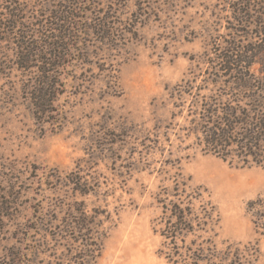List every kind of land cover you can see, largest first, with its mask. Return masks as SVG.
Segmentation results:
<instances>
[{
    "label": "rangeland",
    "instance_id": "rangeland-1",
    "mask_svg": "<svg viewBox=\"0 0 264 264\" xmlns=\"http://www.w3.org/2000/svg\"><path fill=\"white\" fill-rule=\"evenodd\" d=\"M68 4L0 0V264H76L90 243L99 256L85 264H171L156 223L161 189L174 184L215 209L207 233L179 247L205 241L213 264H264V236L246 213L264 198V169L202 155L165 91L203 73L230 40L228 0ZM64 8H75L71 25L54 21ZM55 37L58 95L41 114L30 93ZM28 49L38 56L26 63ZM251 70L264 78V67Z\"/></svg>",
    "mask_w": 264,
    "mask_h": 264
},
{
    "label": "trees",
    "instance_id": "trees-1",
    "mask_svg": "<svg viewBox=\"0 0 264 264\" xmlns=\"http://www.w3.org/2000/svg\"><path fill=\"white\" fill-rule=\"evenodd\" d=\"M59 1L69 5L70 0ZM228 7L234 29L230 30V40L225 45L217 44L218 55L212 64L203 73H190V79L182 80L170 91H165L172 104V118L183 119L186 126L182 131L192 139L202 155L215 157L238 169H264V78L251 70L255 65L264 67V0H228ZM74 10L64 8L57 13L54 21L64 26L71 25ZM12 19L18 25L17 16ZM16 25L14 23L10 28ZM98 28L105 31L103 24ZM241 29H244L242 35ZM244 34L248 39L246 43L241 41ZM63 37L65 34L61 39ZM51 42L52 45L42 50L43 55L49 57L44 59V66L49 69L44 71L30 93V99L41 114L49 113L43 107L52 104L58 95L50 83L49 75L55 70L50 59L65 56L57 39L55 44ZM28 54L26 63L33 56H38L37 51L35 53L31 49H28ZM197 78H201V85L194 86ZM185 111L187 114L183 117ZM186 190L185 185L180 184H174L171 190L161 189L158 199L161 217L156 226H160L158 233L164 244H170L174 250L172 254H164V257L171 264H213L217 257L212 243L194 241L185 248L178 246L194 233H207L215 212L209 201L202 203L200 193ZM196 203L202 205L197 209ZM246 213L255 233L264 236V198L249 202ZM79 221L76 225L85 222ZM84 248L76 264H80L78 260L85 264L84 260L91 262L98 258L100 249L96 244H86ZM93 248H97L96 256Z\"/></svg>",
    "mask_w": 264,
    "mask_h": 264
}]
</instances>
